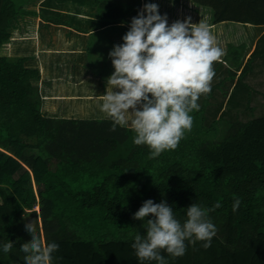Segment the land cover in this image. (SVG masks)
<instances>
[{
  "label": "trees",
  "instance_id": "trees-1",
  "mask_svg": "<svg viewBox=\"0 0 264 264\" xmlns=\"http://www.w3.org/2000/svg\"><path fill=\"white\" fill-rule=\"evenodd\" d=\"M17 1L0 0V264H26L21 245L31 240L25 226L34 221L43 243L59 245L51 264H157L140 261L132 248L137 234L146 235L152 218H133L148 199L166 202L182 224L192 203L222 205L208 214L217 229L211 246L185 241L180 257L161 250L167 264H264V113L225 121L222 127L215 120L205 128L211 88L199 110L190 113L198 118V129L191 128L174 150L153 159L149 146L133 143L130 126L116 124L113 131L108 116H45L35 82L37 67L24 64L28 57L1 54L14 33L12 23L31 13ZM101 1L94 0L98 12L103 11ZM210 6L214 23L243 21L249 15L255 16L253 24H264V1L219 0ZM27 39L14 37L12 46ZM244 50L245 43L227 45L225 62H216L214 69L226 70L218 84L236 77L233 67L241 64ZM255 56H249L238 78ZM45 101L44 109L52 110L55 101ZM234 197L241 201L235 212ZM9 241L13 247L4 253L3 244Z\"/></svg>",
  "mask_w": 264,
  "mask_h": 264
},
{
  "label": "clouds",
  "instance_id": "clouds-1",
  "mask_svg": "<svg viewBox=\"0 0 264 264\" xmlns=\"http://www.w3.org/2000/svg\"><path fill=\"white\" fill-rule=\"evenodd\" d=\"M122 39L124 42L109 52L114 72L106 79L100 110L113 119V131L116 124H130L135 133L133 143L149 146V159H153L165 150H174L185 131L191 130L190 113L199 110L197 100L202 94L211 93L213 62L224 53L206 23L193 24L188 17L169 25L167 15L159 14L156 3L144 4ZM240 203L234 197L233 212ZM221 206L219 201L212 208L192 203L182 224L166 202L146 200L133 217L141 221L152 217L147 219L146 235L134 238L135 255L140 261L167 264L161 250L173 257L183 256L185 241H201L205 249L209 248L217 229L208 214ZM25 227L31 235V240L21 245L26 264H51L59 245L43 243L32 223ZM12 247L10 241L3 244V252L9 253Z\"/></svg>",
  "mask_w": 264,
  "mask_h": 264
},
{
  "label": "rangeland",
  "instance_id": "rangeland-1",
  "mask_svg": "<svg viewBox=\"0 0 264 264\" xmlns=\"http://www.w3.org/2000/svg\"><path fill=\"white\" fill-rule=\"evenodd\" d=\"M37 1L38 0H27L24 3V7L27 10L31 11V13L26 14L29 16H25V14H21V18L24 19V23L20 25L19 29H17L18 21L16 23L15 22L12 23V30H14V28H16L17 30L14 31L12 37L1 48V54L11 57L23 56L24 54H18V52L16 51H19L21 49L22 51H25L26 49H29L31 46H33V44L36 41V38H38L37 36H35L34 27L38 28V26L40 25L41 27H44L47 22L52 23L51 28L53 26L55 27L54 30L52 29L54 32L52 38L54 41L53 45L55 46L54 49L62 48L64 46L68 47L71 44L72 40H75L72 35L70 36L68 35L69 34L68 28L61 27L60 25H56V24H59V22H62V24L64 25L70 24L69 22H71V20L68 21V18L71 12L73 11V9L76 10L77 8L76 4L75 3L69 4L66 2V0H62L63 7L61 6L60 9H58L56 8L55 6L56 4L53 2V0H41L40 5L37 4ZM113 1H115L116 5H113ZM160 2L163 4H160ZM145 3L158 4L159 14L167 15L169 25H171V23H173L176 20L184 21L188 17L191 18V23L193 24L199 23L200 21L206 23L210 27L212 35L216 39L217 46L220 47L223 53L225 54L227 45L229 44L228 38L226 37L227 34L226 31L228 29L226 28L227 25H225V27L222 25L211 26L210 23L206 22L207 20L210 19V17L208 16L209 10L202 7L200 8L203 9L204 11H201V9H197V8L193 10V8L196 7V3L193 0H187V1L185 0H102L100 5L103 7V11L101 12L100 11L98 12V9L93 1V5H95V7L91 13H95V14L98 13L99 15L102 14L103 17L101 18L104 19V21L101 19L99 21L97 20L98 22L96 21L94 23L95 28L93 30L97 29L98 23H101L103 27L105 26V28L101 30L105 33L103 36H105V39L108 38L109 41L105 40L104 42V44H107L108 46H102L103 44L102 45L100 44L101 35L96 36L94 34L91 40V47L90 45L88 46L91 48V51L94 50L93 53L94 57L92 58V60H95L96 57L99 56L97 54L99 52L98 48H102L104 53H106V59L103 65L110 67L111 70H109V72H105L104 77L107 76V74L109 73L111 74L114 72V67L109 57V52L113 49L114 45L122 44L124 42L122 37L127 33V31H129L132 18L138 15V13L143 9ZM51 4L53 5L50 6ZM25 18L27 19V21ZM115 20H117L118 22L117 23L111 22ZM63 29L65 30L63 37L61 38L59 37V33H60L59 31ZM119 32L120 34H118ZM48 35L49 38L52 36V32H49V30H48V34H46V39H47L46 42H48ZM26 36H28L27 37L28 39L24 43L21 44L17 43L15 47L12 46V42H11L12 38L18 37L23 39ZM30 37L31 38L34 37V38L31 39ZM80 38H82V36ZM62 40H64V42H62ZM89 42L90 40L88 39V43ZM39 43L40 42L38 41V46H41V44L39 45ZM247 55L242 58L241 61L243 63L239 64L237 67H233L237 77H238L237 74L241 73L242 65L248 59ZM223 56L224 55H222L218 61L225 62ZM24 64L26 66H32L33 64L34 67L35 66L37 67L40 73V69L38 68L39 66H37V63H32L31 61L26 60ZM218 66L219 64H216V61L213 62V70ZM249 67L251 70L248 71L243 78H235V77L227 78L224 80V82L220 84L218 83L221 82V79L226 75V70L221 69L215 71V76L213 77V80L211 82L212 96L210 97L209 103L207 105L208 107L205 110V119L203 121L205 128H207L215 120L217 122L216 125L218 127H222L225 121H234V120L246 121L250 118L260 116L261 114L264 113V60H262L261 58H254V60L250 63ZM86 70L88 71V69ZM91 72L92 74L97 75L96 73L101 72V68H98L97 70H91ZM40 81H41L40 77L38 79L37 78L35 79V82L37 84ZM60 84L65 86H78L80 85V82L77 79H74L73 82L60 80L59 85ZM39 93L41 96L40 91ZM101 96L102 95L100 94L98 95V97H96L98 98L97 102L95 101V98L93 99V102H85L84 100L77 102L75 100L72 103H68L67 100H61L58 102L59 111L62 112L68 109V111L72 110V112L74 113V110H76L77 108L78 112L79 111L81 112L79 115L81 119L106 117L107 115L100 116L99 114H90L87 111L92 108L93 109L99 108L98 104L100 103V101H102ZM204 96L205 94H202L197 100L199 106H201ZM42 101L43 100L41 96V113L44 114L45 116L52 115L51 113H48L51 110L46 111V113L43 112ZM231 103L233 105H231ZM58 104L56 105L55 108L58 107ZM191 128L198 129L197 117L193 118V124ZM185 132H187V130ZM55 165L56 162H51V167H54ZM38 218H40L39 215ZM39 225L41 226V220L39 221Z\"/></svg>",
  "mask_w": 264,
  "mask_h": 264
},
{
  "label": "crops",
  "instance_id": "crops-1",
  "mask_svg": "<svg viewBox=\"0 0 264 264\" xmlns=\"http://www.w3.org/2000/svg\"><path fill=\"white\" fill-rule=\"evenodd\" d=\"M26 1L27 0H19L17 1V3L23 9L27 10L24 7V3ZM93 1L66 0V2L69 4L75 3L77 7L76 8L77 11L73 9L71 14L69 15L68 21L71 20V22H69L70 24L64 25L62 24V22H59V24L56 25H60L61 27L68 28L69 31L68 35L69 36L72 35L73 38L75 39L72 40L71 44L68 47L64 46L62 48L54 49L55 46L53 45L54 41L52 38L54 35L53 30L55 29V27L53 26L51 28L52 23L47 22L44 27H41V25L38 26V28L34 27L35 36H37L38 38H36L35 45L31 46L29 49H26L23 55L25 57H28L27 61H31L32 63H37V66H39L38 68L40 69L41 81L38 83V87H39V91L41 92V96L43 100L42 101L43 112L46 113V111H49V109L48 110L44 109L45 104H47L45 101L46 98H52L53 102L55 101L54 103L50 104L51 107L50 109H52L50 112H48L52 114L50 116L79 117L81 112L80 111L78 112L77 108L76 110H74V113L72 112V110L68 111V109L66 111L60 112L58 102L61 100H67L68 103H72L75 100L77 102L81 100H84L85 102H93L94 98L95 101L97 102L98 98L96 97H98V95L100 94L104 95L106 92V79L112 74L109 73L107 74V76L104 77L105 72H109V70H111L110 67L103 65L106 59V53H104L102 48H98L99 52L97 54L99 56L97 57H99L101 60L97 57L95 60H92V58L94 57L93 55L94 50L91 51L90 47H91V40L94 34L96 36L101 35L100 44L101 45L103 44L102 46H108L107 44H104V42L105 40L107 41L109 40L108 38L105 39V36H103L105 33L101 30H103L105 26L103 27L101 23H98L97 29L93 30L95 28L94 23L97 20L99 21L101 19L104 21V19L101 18L103 17V15L101 16L98 13L97 14L91 13L95 7V5H93ZM218 1L219 0H212V2L207 0H203V1L198 0V2L195 3L198 5L197 9H201L200 7H202L209 10L208 16L210 17V19L206 21L207 23L210 24L212 23V26L222 25L225 27V25H227L226 28L228 29L226 31L227 33L226 37L228 38L229 43L235 45L245 43V50L243 57L246 56L247 54H248L247 56H250L256 53L255 58L259 57L261 59L263 58L262 60H264V24H253L250 21H252V19H255V16L252 17L249 15H245L244 16L245 18L244 19L242 18L243 21L223 20L218 23H214L212 19L213 10L210 5L217 4ZM257 1L259 0H244L246 4H253V5ZM260 1H264V0H260ZM53 2L56 4L55 5L56 8L60 9L61 6L63 7L62 0H53ZM37 4L40 5L41 0H38ZM53 4H51L50 6H52ZM263 10L261 11L263 12ZM201 11L204 10L201 9ZM25 16H29V15L25 14ZM17 20H18L17 29H19L20 25L24 23V19H22L20 15ZM111 22L117 23L118 21L115 20ZM17 29L14 28V31ZM48 30L49 32H52V36L49 38L48 35V42H46L47 40L46 34H48ZM64 30L65 29L59 31L60 32L59 37L61 38L63 37ZM118 34H120V32ZM81 36L82 38H80ZM88 39L90 40L89 43H88ZM38 41L40 42L39 45L41 44V46H38ZM62 42H64V40H62ZM260 44L261 46H259ZM88 45H90V47ZM247 60L245 61V63L247 62ZM241 63L243 62L241 61ZM32 66L34 65L32 64ZM243 66L244 64L242 65V67ZM98 68H101V72L96 73L97 75L92 74L91 70H97ZM86 69H88V71ZM250 70L251 69L249 67L248 71ZM235 78L238 77L236 76ZM74 79L79 80L80 85L78 86H65V85L61 86V84L59 85L60 80L73 82ZM61 87L65 89L64 92H61L60 90ZM69 92L73 96H76V98L71 96ZM57 104L58 107L55 108ZM101 104L102 101H100V103L98 104L99 108L94 109L95 111L92 113L99 114L100 116H106L105 113H101L100 110ZM90 110L87 111L89 112ZM128 126H130V124H128Z\"/></svg>",
  "mask_w": 264,
  "mask_h": 264
},
{
  "label": "bare ground",
  "instance_id": "bare-ground-1",
  "mask_svg": "<svg viewBox=\"0 0 264 264\" xmlns=\"http://www.w3.org/2000/svg\"><path fill=\"white\" fill-rule=\"evenodd\" d=\"M262 44V43H261ZM261 44L259 45V46H261ZM256 45V44H255ZM256 48V47H255ZM260 49V48H259ZM263 52V51H262ZM259 58V57H258ZM249 59V58H248ZM263 59V58H262ZM245 64V63H244ZM244 67V66H243ZM242 71V70H241ZM238 75H240V73L238 74ZM234 89V88H233ZM232 95V94H231ZM234 95V94H233ZM229 96V95H228ZM236 96V95H235ZM240 96V95H239ZM234 97V96H233ZM235 98V97H234ZM239 98H241V97H239ZM231 100V99H230ZM241 100V99H240ZM232 101V100H231ZM235 101V100H234ZM231 105H233L232 103H231ZM238 105V104H237Z\"/></svg>",
  "mask_w": 264,
  "mask_h": 264
}]
</instances>
